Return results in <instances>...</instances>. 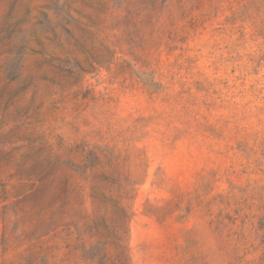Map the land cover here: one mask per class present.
Instances as JSON below:
<instances>
[{
	"label": "rangeland",
	"instance_id": "374dc122",
	"mask_svg": "<svg viewBox=\"0 0 264 264\" xmlns=\"http://www.w3.org/2000/svg\"><path fill=\"white\" fill-rule=\"evenodd\" d=\"M0 264H264V0H0Z\"/></svg>",
	"mask_w": 264,
	"mask_h": 264
}]
</instances>
